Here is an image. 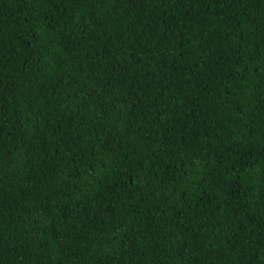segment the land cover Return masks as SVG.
<instances>
[{"label": "trees", "instance_id": "16d2710c", "mask_svg": "<svg viewBox=\"0 0 264 264\" xmlns=\"http://www.w3.org/2000/svg\"><path fill=\"white\" fill-rule=\"evenodd\" d=\"M0 264H264V0H0Z\"/></svg>", "mask_w": 264, "mask_h": 264}]
</instances>
